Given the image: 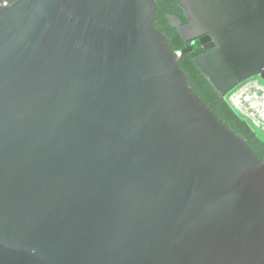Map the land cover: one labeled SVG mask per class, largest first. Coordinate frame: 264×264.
Segmentation results:
<instances>
[{
	"label": "water",
	"instance_id": "95a60500",
	"mask_svg": "<svg viewBox=\"0 0 264 264\" xmlns=\"http://www.w3.org/2000/svg\"><path fill=\"white\" fill-rule=\"evenodd\" d=\"M0 0V264H264V159L189 83L264 82V0Z\"/></svg>",
	"mask_w": 264,
	"mask_h": 264
},
{
	"label": "trees",
	"instance_id": "16d2710c",
	"mask_svg": "<svg viewBox=\"0 0 264 264\" xmlns=\"http://www.w3.org/2000/svg\"><path fill=\"white\" fill-rule=\"evenodd\" d=\"M156 27L167 35L170 41V47L173 51H180L185 48V41L173 29L168 22L166 14H177L180 8L178 0H156ZM163 25V26H161ZM181 68L188 76L189 83L194 91L200 96L205 106H209L217 118L225 123L226 127L234 131L247 141L248 146L252 149L253 154L260 160L264 159V138L262 139L251 125L243 119L230 103L222 98L209 84L200 71L194 65L190 54L180 57ZM261 133V132H260Z\"/></svg>",
	"mask_w": 264,
	"mask_h": 264
},
{
	"label": "rangeland",
	"instance_id": "374dc122",
	"mask_svg": "<svg viewBox=\"0 0 264 264\" xmlns=\"http://www.w3.org/2000/svg\"><path fill=\"white\" fill-rule=\"evenodd\" d=\"M257 81H261L259 77H254L252 79H250L249 81H246L244 83H242L239 87H237L230 95H228V97L226 98V100L229 102V96L231 97H236L235 101L237 104H239L240 109L243 110V112L245 113V116L242 115L239 111L238 114L245 119L254 130H259L260 132L258 133V135L262 138H264V122H260L257 120V117L255 116V113L252 111V109L250 108V101L252 100L253 97V92L254 90L250 89L249 90V85L253 82H257ZM242 107V108H241ZM244 116V117H243ZM262 138V139H263Z\"/></svg>",
	"mask_w": 264,
	"mask_h": 264
},
{
	"label": "bare ground",
	"instance_id": "6f19581e",
	"mask_svg": "<svg viewBox=\"0 0 264 264\" xmlns=\"http://www.w3.org/2000/svg\"><path fill=\"white\" fill-rule=\"evenodd\" d=\"M250 89L254 90L252 100L250 101V108L255 113V116L261 125V122H264V82H253L249 85V90ZM228 99L232 107L245 116V113L240 109L239 104H237L238 102L236 103L235 101L236 97L234 99V97L229 96Z\"/></svg>",
	"mask_w": 264,
	"mask_h": 264
},
{
	"label": "flooded vegetation",
	"instance_id": "af4514ba",
	"mask_svg": "<svg viewBox=\"0 0 264 264\" xmlns=\"http://www.w3.org/2000/svg\"><path fill=\"white\" fill-rule=\"evenodd\" d=\"M178 5H179V8H180V13H179V11H178V13L177 14H166V16H168V15H174V16H177L178 18H180V20L182 21V23H183V25H186V24H188V22H189V20H188V18L185 16V14H184V12H183V10L181 9V7H180V0H178ZM161 26H163V25H161ZM161 30V29H160ZM166 35V34H165ZM167 36V35H166ZM190 45H192L193 47H194V49H201L202 48V46L200 45V40L198 39V40H195V41H193V42H190V43H187V42H185V47H188V46H190ZM249 81V80H248ZM246 82V81H245Z\"/></svg>",
	"mask_w": 264,
	"mask_h": 264
},
{
	"label": "built area",
	"instance_id": "2783aa9c",
	"mask_svg": "<svg viewBox=\"0 0 264 264\" xmlns=\"http://www.w3.org/2000/svg\"><path fill=\"white\" fill-rule=\"evenodd\" d=\"M236 110V109H235ZM264 127V126H263Z\"/></svg>",
	"mask_w": 264,
	"mask_h": 264
}]
</instances>
